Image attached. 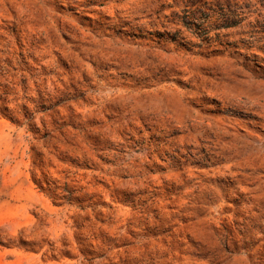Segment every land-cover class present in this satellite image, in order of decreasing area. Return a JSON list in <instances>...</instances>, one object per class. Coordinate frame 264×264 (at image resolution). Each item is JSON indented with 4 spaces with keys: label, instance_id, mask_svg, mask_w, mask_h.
Masks as SVG:
<instances>
[{
    "label": "rangeland",
    "instance_id": "1",
    "mask_svg": "<svg viewBox=\"0 0 264 264\" xmlns=\"http://www.w3.org/2000/svg\"><path fill=\"white\" fill-rule=\"evenodd\" d=\"M0 264H264V0H0Z\"/></svg>",
    "mask_w": 264,
    "mask_h": 264
}]
</instances>
